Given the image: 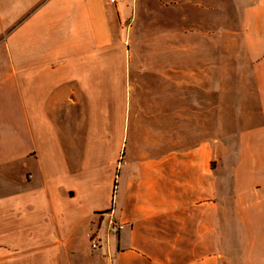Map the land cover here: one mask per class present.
<instances>
[{"label": "crops", "instance_id": "crops-1", "mask_svg": "<svg viewBox=\"0 0 264 264\" xmlns=\"http://www.w3.org/2000/svg\"><path fill=\"white\" fill-rule=\"evenodd\" d=\"M0 264H264V0H0Z\"/></svg>", "mask_w": 264, "mask_h": 264}, {"label": "built area", "instance_id": "built-area-1", "mask_svg": "<svg viewBox=\"0 0 264 264\" xmlns=\"http://www.w3.org/2000/svg\"><path fill=\"white\" fill-rule=\"evenodd\" d=\"M110 1L116 3L119 0H110ZM123 228H124V224L116 221H111L109 230L113 233H119ZM90 241L93 249L96 250L101 247V238L97 233L91 235Z\"/></svg>", "mask_w": 264, "mask_h": 264}, {"label": "rangeland", "instance_id": "rangeland-1", "mask_svg": "<svg viewBox=\"0 0 264 264\" xmlns=\"http://www.w3.org/2000/svg\"><path fill=\"white\" fill-rule=\"evenodd\" d=\"M108 196H109V189L107 188V186H105L103 194H102V198H108Z\"/></svg>", "mask_w": 264, "mask_h": 264}]
</instances>
